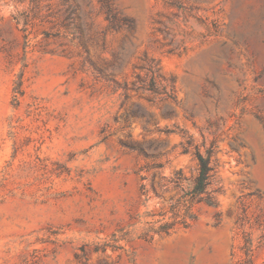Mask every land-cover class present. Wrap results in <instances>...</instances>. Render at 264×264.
Here are the masks:
<instances>
[{
	"label": "rangeland",
	"instance_id": "1",
	"mask_svg": "<svg viewBox=\"0 0 264 264\" xmlns=\"http://www.w3.org/2000/svg\"><path fill=\"white\" fill-rule=\"evenodd\" d=\"M0 264H264V0H0Z\"/></svg>",
	"mask_w": 264,
	"mask_h": 264
},
{
	"label": "trees",
	"instance_id": "2",
	"mask_svg": "<svg viewBox=\"0 0 264 264\" xmlns=\"http://www.w3.org/2000/svg\"><path fill=\"white\" fill-rule=\"evenodd\" d=\"M148 70L151 74L149 81L146 82L145 79H141L139 76H136V81L132 83V87L136 91H142L143 93L150 92L152 94L163 96L162 97L163 100H173L174 96H173L172 88L167 90L166 86H161L160 84L156 83L153 75H155L158 72V70H153V67H150ZM96 71L100 74L102 73L101 69H96ZM159 77H161L160 74H159ZM126 87H127V84H124L123 88L127 89ZM133 114H136V113H133ZM196 158H197L198 167H199L198 175L193 185L191 186V188L188 190V192L183 197L184 199L182 202L184 206L191 205L194 202L202 201L200 196L206 193V190L210 184L211 167L209 166L208 155L203 156L197 152ZM204 201L210 206L214 205V203L211 201L209 197H206ZM168 228H170V225H167V224L161 227L162 231H165Z\"/></svg>",
	"mask_w": 264,
	"mask_h": 264
}]
</instances>
